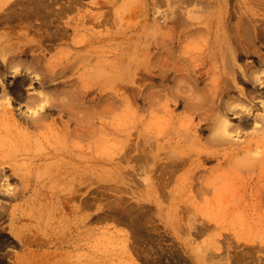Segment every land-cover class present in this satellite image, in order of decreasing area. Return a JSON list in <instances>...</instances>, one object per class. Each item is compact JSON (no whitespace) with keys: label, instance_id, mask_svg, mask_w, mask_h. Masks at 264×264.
Listing matches in <instances>:
<instances>
[{"label":"rangeland","instance_id":"rangeland-1","mask_svg":"<svg viewBox=\"0 0 264 264\" xmlns=\"http://www.w3.org/2000/svg\"><path fill=\"white\" fill-rule=\"evenodd\" d=\"M260 55L264 0H0V109L29 136L0 165V264H264Z\"/></svg>","mask_w":264,"mask_h":264},{"label":"bare ground","instance_id":"bare-ground-1","mask_svg":"<svg viewBox=\"0 0 264 264\" xmlns=\"http://www.w3.org/2000/svg\"><path fill=\"white\" fill-rule=\"evenodd\" d=\"M247 32V31H246ZM243 33V32H242ZM244 35L246 34V33H243ZM242 34V35H243ZM250 35V34H249ZM251 36V35H250ZM248 39V38H247ZM229 41V40H228ZM227 41V42H228ZM231 43H232V41H231ZM230 43V45L228 44V46H229V48H230V46L232 45ZM223 46V45H222ZM164 47V46H163ZM163 47H162V49H163ZM228 48V49H229ZM4 49V48H3ZM25 49V48H24ZM161 49V50H162ZM166 49V48H165ZM15 50V49H14ZM32 50V49H31ZM36 50V49H35ZM35 50H32L31 52H33V51H35ZM230 50V49H229ZM23 51V50H22ZM26 51V50H25ZM2 52V51H1ZM6 52V51H5ZM29 52V51H28ZM36 52V51H35ZM24 53H26V52H24ZM165 53V52H164ZM28 54L29 53H27V56H28ZM162 54L163 53H161V57H165L166 56V59H163V61L164 62H162L161 64H160V66L161 67H165V66H168V65H171L169 62H172V61H168V59H167V54L166 55H163L162 56ZM22 55V54H21ZM25 55V54H24ZM224 55V54H223ZM13 56H15V55H13ZM26 56V57H27ZM227 56V55H226ZM11 57V56H10ZM32 57V56H31ZM33 57H34V55H33ZM32 57V58H33ZM224 57V56H223ZM15 58H16V56H15ZM19 58H20V56H19ZM35 58H36V56H35ZM34 58V59H35ZM159 58V57H158ZM158 58H157V60H158ZM169 58V57H168ZM33 59V60H34ZM161 59V58H160ZM10 60V59H9ZM14 60H16V59H14ZM18 60V59H17ZM162 60V59H161ZM160 60V61H161ZM259 63L261 64V66H262V64L264 65V55H260V57H259ZM3 61L5 62V64H6V66H7V60L6 59H3ZM11 61V60H10ZM13 61V60H12ZM35 61H37L36 59H35ZM174 62V61H173ZM2 63V62H1ZM32 63H33V61H32ZM173 64H175L174 66H176L177 67V65H176V62L175 63H173ZM0 65H2V64H0ZM3 65H4V63H3ZM2 65V66H3ZM11 65V64H10ZM1 66V67H2ZM5 66V67H6ZM0 67V68H1ZM8 67V66H7ZM180 67V66H179ZM10 68V67H9ZM9 68H6V70L7 69H9ZM11 68H13V67H11ZM182 68H179V69H177L178 71H180ZM0 70H2V69H0ZM255 70V69H254ZM253 70V71H254ZM5 71V70H4ZM182 71V70H181ZM258 71V70H257ZM7 72H9L8 70H7ZM0 74H2V72L0 73ZM243 75L245 76V77H247V78H249L250 79V76L246 73V71L243 73ZM2 79V78H1ZM41 80V79H40ZM44 81V80H43ZM212 85V84H211ZM210 88H211V86H209ZM209 87H208V89H209ZM214 89V91L212 92V93H214V95H213V97H212V102L214 103V102H216V100H218V98H220V97H225V89L224 88H222V89H220V88H218V87H214L213 88ZM205 91V90H204ZM208 91V90H207ZM15 92V91H14ZM5 93V92H4ZM205 93V92H204ZM203 93V94H204ZM18 93H16V95H17ZM21 94V93H20ZM201 94H202V92H201ZM202 94V95H203ZM207 94V93H206ZM242 94H245L243 91H242ZM2 95V97H3V99H5L6 100V98H4V94L2 93L1 94ZM66 95V97L68 96L71 100H73L74 99V97H73V95L72 94H65ZM208 95L210 96V93H208ZM19 96H21V95H19ZM24 96V95H23ZM34 96V95H33ZM33 96H31V99L32 98H36L35 96L33 97ZM38 96V95H37ZM40 96V95H39ZM43 96H45V95H43ZM43 96L42 97H40L39 99H41V98H43ZM208 96V97H209ZM245 96V95H244ZM247 96V98L249 99H251L252 97H253V93L252 92H250L248 95H246ZM1 97V96H0ZM6 97V96H5ZM48 97V96H47ZM49 97H51V96H49ZM48 97V99L51 101V98H49ZM67 97V98H68ZM202 97V96H201ZM200 96L198 97L199 98V100H202L203 98H201ZM204 97V96H203ZM38 98V97H37ZM46 98V97H45ZM45 98H43V99H45ZM77 97L75 96V99H76ZM201 98V99H200ZM205 98H207L206 97V95H205ZM210 98V97H209ZM9 99V98H8ZM22 99H23V97H22ZM30 99V98H29ZM38 99V100H39ZM42 99V100H43ZM53 99V98H52ZM74 99V100H75ZM80 98H78V100H79ZM253 99V98H252ZM37 100V99H36ZM42 100H39L40 102L42 101ZM62 100V99H61ZM8 101V100H7ZM50 101H48V102H50ZM53 101V100H52ZM51 101V102H52ZM54 101H55V98H54ZM70 101V100H69ZM75 101H77V99L75 100ZM205 101V100H204ZM211 101V100H210ZM32 102H36L35 100H32ZM32 102H31V104H32ZM47 102V101H46ZM58 102V101H57ZM63 102H66V101H63ZM63 102H60L59 104L58 103H54V102H52V103H49V104H52L53 105V103L54 104H58L57 106L60 108L59 110L60 111H62V112H64V113H66L67 114V117H69V119L70 118H75L76 119V125H77V127H76V130H75V132L73 131V134L74 133H76L77 132V134L76 135H74V136H77V135H79V137H81V135H83L82 133V131H83V129H84V122H85V120H84V113H85V111H84V105H83V103L82 102H80V100H79V102H78V105H77V107H75V108H73L74 107V105H73V107L72 106H69L67 103H63ZM190 102V101H189ZM207 102V101H206ZM206 102H204L203 104H201V102L199 103V104H197V105H195V106H197V109L198 108H203L205 105H206ZM26 103H28V102H26ZM30 103V102H29ZM37 103V102H36ZM75 103V102H74ZM191 103V102H190ZM190 103H188L187 102V106L189 107V108H192V107H195L194 106V103L192 104H190ZM2 104V103H1ZM29 105V106H32V105ZM48 104V103H47ZM48 104V105H49ZM76 104V103H75ZM209 104V103H208ZM7 105H8V102H7ZM6 105V102H5V104L3 105V106H7ZM35 105V104H34ZM37 106H39V102L36 104ZM45 106H46V103L44 104ZM43 105V106H44ZM193 105V106H192ZM2 106V105H1ZM9 106H11V104L9 105ZM28 106V105H27ZM192 106V107H191ZM209 106V105H208ZM8 107V106H7ZM34 107V106H33ZM36 107V106H35ZM40 107H41V105H40ZM51 107V106H50ZM56 107V106H55ZM54 107V108H55ZM57 107V108H58ZM28 108H30V107H28ZM43 108V107H42ZM45 108V107H44ZM189 108H187V109H189ZM207 108V107H206ZM210 108H212L211 109V111H213V106H211V104H210ZM210 108H207V110L208 109H210ZM12 109V108H11ZM30 109H32V108H30ZM48 109H49V107H48ZM14 110V109H13ZM33 110H36V109H33ZM33 110H32V112H33ZM39 110H41V108L39 109ZM214 110H216V108H214ZM43 111H45V110H43ZM48 111V110H47ZM47 111H45L46 113H47ZM29 112V111H28ZM27 112V113H28ZM58 112V111H57ZM13 112L9 109V108H2V109H0V152H1V154H0V165H2V164H4V162H6L7 160L9 161V162H11L12 160H13V158H12V156H13V152L14 151H26V148H25V145H26V143H27V140L28 139H25L24 140V138H26V136H28V133L26 132V130H27V127L26 126H23L22 124H17V123H14L13 121H11V124L9 125V126H7L6 124H8V123H6L5 121L6 120H8V121H10L11 119H12V117H13V114H12ZM30 113V116H28L29 118L28 119H26L27 118V115L25 116V118L24 119H26V120H24V122L28 125H30L31 127H33L34 128V130H36V131H42L41 129L42 128H44V126H45V114L43 113V112H41V114H37V112L35 111L34 113H31V112H29ZM35 113L37 114V115H35ZM87 113V112H86ZM17 114V113H16ZM19 114V113H18ZM17 114V115H18ZM23 114H25V113H23ZM203 114V113H202ZM201 114V115H202ZM15 115V114H14ZM22 116V115H21ZM20 116V117H21ZM48 116V115H47ZM18 117V116H17ZM23 117V116H22ZM20 119V118H19ZM23 119V118H22ZM49 119V118H48ZM218 120V119H217ZM21 121V120H20ZM75 121V120H74ZM219 123V122H218ZM220 123L222 124V125H220L221 127H222V131L224 130H226V127H227V125H228V123H227V121H220ZM72 124V123H71ZM30 126H28V128H30ZM73 126V125H72ZM75 126V125H74ZM26 127V128H25ZM33 128H32V130H33ZM83 128V129H82ZM86 128V127H85ZM85 131V130H84ZM10 133H15V135H13V134H10ZM68 133L69 134H71L72 135V132L71 131H68ZM86 133H87V131H86ZM224 133V132H223ZM33 134V133H32ZM29 137V136H28ZM84 137V136H83ZM82 137V138H83ZM33 138H35V140H39V139H36V137H33V136H31L29 139H33ZM48 138V137H47ZM31 142L32 141H34V140H30ZM77 147V146H76ZM77 151H79V152H81L80 150H78L77 149ZM20 154V153H19ZM172 154H174V153H172ZM79 158V157H78ZM7 159V160H6ZM82 162V161H81ZM80 162V163H81ZM172 163L173 162H176V161H171ZM173 164H175V163H173ZM15 166L16 167H18V165L17 164H14V168H15ZM8 167V166H7ZM6 169V168H5ZM72 169V168H71ZM7 173V172H6ZM9 173V172H8ZM71 174V173H70ZM3 175H5L4 173H1V170H0V177H2ZM12 175V174H11ZM9 176V175H8ZM11 177V176H10ZM5 178V177H4ZM14 178V177H13ZM2 179H3V177H2ZM82 180V179H81ZM19 182V181H18ZM78 182V181H77ZM82 184H83V182H80L79 183V187H78V189H77V191L76 192H78V191H80L81 190V188H82ZM5 186V185H4ZM7 186V185H6ZM20 187H21V185H20ZM11 190V189H10ZM16 190V189H15ZM81 191H83V189L81 190ZM25 193L23 192L22 194H20V192L18 193V191H17V193H15V195H14V197L17 199V198H20L21 196H25L24 195ZM11 196V195H10ZM65 196H67V194L65 195ZM13 197V198H14ZM76 197H78L77 199H79V200H81L80 202H82V199H80V197H81V195L79 196V195H77ZM9 198H12V197H9ZM72 198V197H71ZM73 200H77L75 197H73L72 198ZM83 203V202H82Z\"/></svg>","mask_w":264,"mask_h":264},{"label":"crops","instance_id":"crops-1","mask_svg":"<svg viewBox=\"0 0 264 264\" xmlns=\"http://www.w3.org/2000/svg\"><path fill=\"white\" fill-rule=\"evenodd\" d=\"M186 246V245H185ZM117 251H114V253H112L111 255L108 256L107 259H104V261H102V264H121V254L120 253H115ZM198 254H194V256H191V257H187L188 261L190 262V264H198L196 258H197ZM131 261V259H130ZM74 261L71 260V263L70 264H74L73 263ZM101 262V261H100ZM75 264H78V263H75ZM80 264H88L87 263V260H81L80 261ZM129 264H131V262H129Z\"/></svg>","mask_w":264,"mask_h":264}]
</instances>
